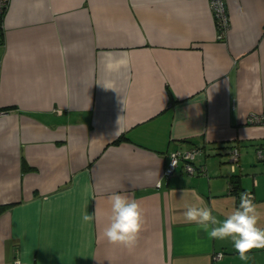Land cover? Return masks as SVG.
Here are the masks:
<instances>
[{
    "label": "crops",
    "instance_id": "1",
    "mask_svg": "<svg viewBox=\"0 0 264 264\" xmlns=\"http://www.w3.org/2000/svg\"><path fill=\"white\" fill-rule=\"evenodd\" d=\"M225 4L217 39L208 0H10L0 264H264V249L241 261L183 219L193 192L222 221L247 191L264 228V122L247 120L264 116V0ZM194 147V172L164 173L170 151ZM114 192L144 210L132 249L102 235Z\"/></svg>",
    "mask_w": 264,
    "mask_h": 264
},
{
    "label": "clouds",
    "instance_id": "2",
    "mask_svg": "<svg viewBox=\"0 0 264 264\" xmlns=\"http://www.w3.org/2000/svg\"><path fill=\"white\" fill-rule=\"evenodd\" d=\"M249 70L259 72L261 66L257 63ZM175 164L173 157V165ZM193 196L198 203L186 205V210L183 212L185 223L195 224L198 229L204 230L210 239H230L241 261H248L252 250L264 249V228L258 226L260 213L258 205L254 202L255 198L250 192L240 193L239 206L222 221L213 215L211 208L203 205L200 196L195 192ZM108 199L111 209L108 224L103 229V237L109 244L128 249L134 248L145 223L141 204L122 193L114 192ZM94 219H98L97 212L90 215L85 211L82 216V222L85 224L90 225ZM220 255L222 256V253Z\"/></svg>",
    "mask_w": 264,
    "mask_h": 264
},
{
    "label": "built area",
    "instance_id": "3",
    "mask_svg": "<svg viewBox=\"0 0 264 264\" xmlns=\"http://www.w3.org/2000/svg\"><path fill=\"white\" fill-rule=\"evenodd\" d=\"M211 11L213 13V17L215 20V25L217 28V39H223L227 33V30L229 28V13L226 8L225 0H208ZM10 0H0V28L3 27V17L9 7ZM2 40L1 34H0V42ZM247 120L250 123H261L264 122V116L251 112L247 116ZM199 153V149L189 148L185 150H179L175 149L170 151L169 153V162L167 166L164 169V173L167 175H171L175 169V167L182 162L183 168L188 173H192L195 170V166L193 164V160L196 156V154ZM230 155L231 160L233 164H236L239 158V150L237 146H233L230 149ZM173 157L176 161V164L173 165ZM221 253L217 254V257L220 256ZM18 260L16 261L17 264ZM19 264H22L19 262Z\"/></svg>",
    "mask_w": 264,
    "mask_h": 264
},
{
    "label": "trees",
    "instance_id": "4",
    "mask_svg": "<svg viewBox=\"0 0 264 264\" xmlns=\"http://www.w3.org/2000/svg\"><path fill=\"white\" fill-rule=\"evenodd\" d=\"M122 137H124V135H121V136H119L118 138H116L115 140L117 141V140H119V139H121ZM236 182V181H235ZM234 188H236L237 187V184H234V186H233Z\"/></svg>",
    "mask_w": 264,
    "mask_h": 264
}]
</instances>
